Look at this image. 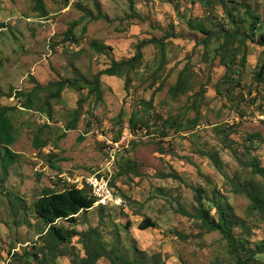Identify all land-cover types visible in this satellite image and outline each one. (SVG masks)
<instances>
[{"label": "rangeland", "instance_id": "obj_1", "mask_svg": "<svg viewBox=\"0 0 264 264\" xmlns=\"http://www.w3.org/2000/svg\"><path fill=\"white\" fill-rule=\"evenodd\" d=\"M234 1L240 0H216L206 6L198 0H133L132 15L129 0H44L48 14L42 15L34 0H0V22L6 26L0 30V104L15 108L11 118L16 141L9 148L19 154L6 178L0 169V264H39L32 254L28 263L18 258L42 246L48 232L34 214L33 203L43 190L69 189L65 178L96 173L108 177L117 195L126 197L125 206L104 211L95 207L77 216L75 224L60 222L59 227L78 236L67 245L68 254L51 264L84 258L81 235L90 227H99L103 244L129 261L136 249L144 264H237L219 232L207 233L200 222L179 213L196 212L199 188L214 218L212 197L228 210L243 245L264 243V217L234 186H244L264 206V181L243 166L249 158L246 136L260 133L264 138V86L254 80L264 47L256 43V35L245 38L238 55H245L244 68L234 80L225 77L226 65L215 51L223 30H237L243 37L248 33L250 20L242 11L234 13L235 23L226 14V6L231 8ZM243 2L264 26V0ZM74 21L79 22L74 28L77 40H66ZM190 21L216 36L207 41L205 34L188 26ZM153 38L164 41V54L151 42L143 47L142 63L134 70L102 74L101 100L88 87L66 88L51 102L48 120L34 109L24 110V98L20 102L13 97L14 92L26 94L35 84L44 87L60 78L78 75L90 81L113 61L131 58L141 41ZM93 40L109 48L96 52ZM236 48L238 43L229 50ZM185 68L189 89L173 97L170 88ZM46 94L34 93L36 107ZM78 107L77 130H65ZM134 115L136 125L130 122ZM164 130L166 138L160 135ZM37 134L40 148L33 145ZM214 152L223 162L220 168L209 158ZM250 153L264 167V144L256 143ZM125 160H131L141 176H120L119 165ZM173 173L179 178L163 176ZM146 219L157 227L140 230ZM97 264L111 263L102 258Z\"/></svg>", "mask_w": 264, "mask_h": 264}, {"label": "trees", "instance_id": "obj_2", "mask_svg": "<svg viewBox=\"0 0 264 264\" xmlns=\"http://www.w3.org/2000/svg\"><path fill=\"white\" fill-rule=\"evenodd\" d=\"M129 1L130 7L133 10L132 15H136V12L134 11L133 0ZM198 1L202 5L206 6L208 4L215 5L216 0ZM34 7L36 10L40 11L42 15L48 14V11L45 9L44 0H34ZM96 7L99 11L100 6L96 4ZM241 11L244 13L245 19L250 20L247 35L243 37L237 30L232 33L223 30V32H221L222 34L216 37L217 40H222V44H220L215 51L216 54L220 56L224 65H226L225 77L230 80H234V77L243 71L245 55L242 54L239 58L238 55L242 52L241 49L244 46L246 37H252L256 35V43L264 47V26L257 16L250 13L246 9L243 0H240L239 2L234 1V5L231 8H227L226 6V14L229 16L230 21L234 23L236 20L234 13L236 12L238 15V13ZM102 16L103 15H101L99 12L98 18H101ZM78 24V21H74V23L67 29L65 32L66 40H69L71 37L74 38V40H77L75 37L74 28ZM188 26L193 30L200 31L201 33L205 34L208 38L207 41L216 36L201 27L194 26L193 22L191 21L188 22ZM4 28H6V26L0 22V30ZM151 42H155L161 48L162 54H164L166 50L164 41L157 40L156 38L143 40L137 45L135 54L131 58L122 61H113L108 68L96 73L90 81L87 78L78 75L73 78H60L57 81L50 82L44 87L35 84L33 90L26 94L14 92L13 97H15L17 101H20L21 98H24L23 102L20 101L22 105L21 107L24 110L26 109L27 111H31L34 109L38 113L45 115L48 120H51V102L59 99L64 89L67 88L81 90L85 87H88V91L95 94L97 100H101L103 98L101 75L107 74L112 76L118 72H122L123 69H126L127 73L132 69L134 70L142 63L143 47ZM234 43H238V48H236L234 51H230V46ZM90 45L96 52L99 53H103L105 52L106 48H109L104 43L98 42L96 40L91 41ZM129 80L130 77L127 74L126 82L129 83ZM254 80L258 84H262L264 86V59L255 72ZM188 89V70L185 68L180 72L176 84L170 88V94L173 97H178L179 95L186 93ZM36 92H47L42 105L38 107H36V104H34L32 97ZM14 110L15 108H9L0 104V169L3 174V178H6L8 169L16 163L19 157V154L13 152L9 148L16 141L15 129L11 118V113H13ZM80 117L81 111H79L78 107L70 115V119L65 124L64 129L72 131L77 130ZM197 119L198 118L191 120V123L196 125L198 122ZM130 122L136 125L137 119L135 115L130 120ZM180 129H182V127L178 125L176 130L179 131ZM160 135L162 138H166L169 136V133L164 130L160 133ZM245 140L247 142L245 152L249 158L248 161L243 164V166L247 169H250V172L253 175L259 176L264 181V167L260 165L257 157L250 153V151L254 150L256 143L264 144V138L260 133H251L246 136ZM81 141L84 140L81 139ZM33 145L35 148H40L42 146L41 138L38 134L33 138ZM209 158L214 163L216 168H220L222 166L223 162L218 152L210 154ZM131 174L135 176H141L137 166L131 160H125L122 165H119V175L125 176ZM163 176L165 178H179L176 173L164 174ZM234 186L236 188V193L244 194L252 202L253 209L257 210L264 217V206L258 200V198L248 191L244 186L239 184H234ZM195 193L197 201L196 212L192 214L185 209H180L179 213L189 219L200 222L202 229L207 233L219 232L229 242L230 251L237 256V264H264V257L259 256V254L264 255V243H258L254 248L243 245V243L238 240V237L234 233L228 210L218 204L217 198L214 196L210 199L217 213V217L214 218L211 214V208L204 204V200L208 199V197L204 194V190L199 188L195 191ZM123 198L125 199L126 197ZM15 200L17 203H19L18 198L15 197ZM95 207L96 200L93 196H91V193L88 189L77 190L75 188H69L63 192H56L52 189L43 190L40 197L37 198L33 203V211L39 221L43 223L48 229L45 237H42L44 244L36 248V250L32 253L25 251L22 256H18V258L20 260H24L25 263H28V256L32 254L36 259H38L39 264H51L55 262L56 258L66 256L68 254L67 245L72 241L73 237L78 235L76 231L59 227L58 224L62 221L75 224L77 216H79L81 213H87L91 210H94ZM97 209L100 211L107 210L103 207H97ZM156 227L157 225L152 220L146 219L140 225V230L147 231L149 229H155ZM81 239L85 257L82 259L75 257L72 260V264H97V262L102 258L108 259L111 264H144V259L141 256L142 253L136 249L132 261H129L123 255L119 254L116 249L107 248L101 240L99 227H90L88 231L82 233ZM13 255L17 256L18 254Z\"/></svg>", "mask_w": 264, "mask_h": 264}, {"label": "built area", "instance_id": "obj_3", "mask_svg": "<svg viewBox=\"0 0 264 264\" xmlns=\"http://www.w3.org/2000/svg\"><path fill=\"white\" fill-rule=\"evenodd\" d=\"M112 163H115V158L112 157ZM68 183L70 188L77 190L88 189L96 200V207L121 208L125 206L123 198L117 195L116 191L112 188L110 179L102 176L101 173H96L90 177H76L74 179L65 178V183Z\"/></svg>", "mask_w": 264, "mask_h": 264}]
</instances>
